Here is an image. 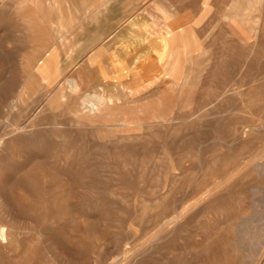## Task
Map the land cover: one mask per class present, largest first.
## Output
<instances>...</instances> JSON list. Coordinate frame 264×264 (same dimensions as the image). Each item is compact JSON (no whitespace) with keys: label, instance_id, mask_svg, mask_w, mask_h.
<instances>
[{"label":"rangeland","instance_id":"1","mask_svg":"<svg viewBox=\"0 0 264 264\" xmlns=\"http://www.w3.org/2000/svg\"><path fill=\"white\" fill-rule=\"evenodd\" d=\"M58 1L62 16L55 0H0V264H264V0L146 20L142 53L162 59L140 72L127 23L157 0L112 3L81 32ZM244 5L259 18L232 24ZM189 30L205 55L180 42ZM94 92L114 105L90 113Z\"/></svg>","mask_w":264,"mask_h":264},{"label":"crops","instance_id":"2","mask_svg":"<svg viewBox=\"0 0 264 264\" xmlns=\"http://www.w3.org/2000/svg\"><path fill=\"white\" fill-rule=\"evenodd\" d=\"M68 5L65 6L67 13L70 17H76L78 19H87L86 23L83 24H76L74 29H78L81 31H87L88 26H90L93 22L97 23L99 20L100 15L109 13V9L112 7V3H114V7L128 9L131 7L137 0H125L124 2H119V0H66ZM199 3L208 0H198ZM244 1V0H242ZM191 1H183V0H157V2L150 5L151 11H148L146 14H140L135 17L134 20L128 21L127 28L130 29V34L133 37V41L131 43V47L127 48L129 51L134 52L131 54L132 58H135L138 53L142 51H146L150 48L151 45H142L143 43V34L144 30L147 29L148 23L145 20L154 19H164V18H175V19H182V18H197L196 11L193 10L192 6L189 5ZM159 5V6H158ZM68 6V7H67ZM93 7V8H92ZM162 9H161V8ZM164 7V9H163ZM239 7V6H238ZM237 7V8H238ZM91 10L93 12H91ZM165 10V11H164ZM203 11V9H202ZM88 12V13H87ZM169 12L174 13V15H168ZM88 15V16H87ZM143 15V16H142ZM168 15V16H166ZM148 17V19H146ZM129 17L120 16L116 21L117 25L122 24L124 20H128ZM75 23V22H74ZM106 23H102V29ZM70 31V30H69ZM101 31V29H100ZM115 31H111L106 37H103V33H94L92 34L86 41V43L81 48H75L76 50L85 51L88 48L92 47L93 50H96L99 45H101L104 41L109 39V37L114 34ZM79 33V32H78ZM135 33V34H134ZM99 35V36H98ZM115 36V37H114ZM112 38L118 41V34H115ZM75 39V38H74ZM74 39H69L70 44L72 46L75 44ZM104 39V40H103ZM149 42H158V39H148ZM101 41V42H100ZM99 42V43H98ZM116 45L117 43L114 42ZM134 46V47H133ZM126 49V50H127ZM92 50V51H93Z\"/></svg>","mask_w":264,"mask_h":264},{"label":"bare ground","instance_id":"3","mask_svg":"<svg viewBox=\"0 0 264 264\" xmlns=\"http://www.w3.org/2000/svg\"><path fill=\"white\" fill-rule=\"evenodd\" d=\"M52 1H54V0H52ZM48 3V2H47ZM55 4H56V6H57V9L59 10V12H60V15L62 16V7H61V2H59L58 0H55ZM47 6V5H46ZM51 6V5H50ZM53 6H54V4H53ZM55 6V7H56ZM159 6V5H158ZM252 7H255V9L257 8V6H255V5H251ZM251 6H245L244 5V8L246 9H250L251 11L248 13V14H245L244 16H243V18L241 17V16H239V15H237L236 17H235V19H233V22H232V24H235V25H238V26H240V25H242V26H244V25H248V23L250 22V20L255 16V17H257V18H259L258 16V14H257V12H256V10L255 9H252V7ZM68 7V6H67ZM93 8V7H92ZM161 8V7H160ZM243 8V9H244ZM64 9V8H63ZM162 9V8H161ZM163 9H164V7H163ZM57 10V11H58ZM53 11V10H52ZM165 11V10H164ZM54 12V11H53ZM91 12H93L92 10H91ZM88 13V12H87ZM51 16V15H50ZM88 16V15H87ZM166 16H168V15H166ZM60 17V16H59ZM53 20V19H52ZM60 20V19H59ZM85 20V19H84ZM146 21V20H145ZM170 23V22H169ZM181 23V26H182V24H183V22H180ZM190 23H191V21H190ZM60 24H61V20H60ZM255 24H256V21H255ZM114 25V24H113ZM166 25V24H165ZM168 25H170V24H168ZM178 25H179V23H178ZM257 25H259V23L257 24ZM171 26H173V25H171ZM175 26V25H174ZM180 26V27H181ZM55 27V26H54ZM59 27V26H58ZM183 27H186V26H183ZM176 28V27H175ZM178 28V27H177ZM55 29H57V28H55ZM185 30V29H184ZM233 30V29H232ZM231 30V31H232ZM258 30V29H257ZM167 31V30H166ZM169 31H170V28H169ZM176 31H177V29H176ZM179 31V30H178ZM147 32V31H146ZM235 32V31H234ZM233 32V33H234ZM167 33V32H166ZM171 33H172V31H171ZM174 33V32H173ZM181 33V37H180V39H181V41L179 40V38H178V41H180L181 43H182V45L184 46V47H186L187 49L188 48H190V46H192V45H194V47H195V50H196V52H197V54L198 55H205L206 54V50H202L200 47H199V38H198V36L196 35V32L194 31V30H189V31H181L180 32ZM180 33H179V35H180ZM241 33V32H240ZM254 33H256V31H254V32H252V31H244V32H242V34H243V37H244V39H246V40H250L251 38H252V36H251V34H254ZM135 34V33H134ZM149 34H151V33H149ZM175 34V33H174ZM110 35V34H109ZM178 35V36H179ZM99 36V35H98ZM176 36V35H175ZM167 37V36H166ZM171 37V36H170ZM169 37V38H170ZM59 39H64V37L61 35L60 37H59ZM174 39V38H173ZM104 40V39H103ZM175 40V39H174ZM66 43L68 42H70V40H68L67 41V39H65L64 40ZM252 41V40H251ZM101 42V41H100ZM168 42V41H167ZM176 42H177V40H176ZM179 42V43H180ZM181 43L179 44V45H181ZM169 44V43H168ZM65 44H63L60 48L62 49V51H64L65 52V54H66V60H67V62L69 61L70 62V64L67 66V68H70L71 67V65H72V61H71V59H70V56H72V52H70V47H74V46H71L70 45V47H65L64 46ZM130 47V46H129ZM128 47V48H129ZM182 47V46H181ZM174 48V47H173ZM172 48V49H173ZM165 49H168V47L167 48H165ZM176 49V48H175ZM91 50H93V49H91ZM170 51V50H169ZM173 51V50H172ZM177 51V50H176ZM112 52V51H111ZM192 52V51H191ZM56 52H54L53 54H52V58H53V60H55V57H56V54H55ZM113 53V52H112ZM169 53V52H168ZM174 53V52H173ZM89 54V53H88ZM175 54V53H174ZM181 54V53H180ZM183 54V53H182ZM170 55V57H171V54H169ZM168 55V56H169ZM116 55L114 54V57H115ZM82 57V56H81ZM91 57V56H90ZM167 57V56H166ZM174 57V56H173ZM172 57V58H173ZM182 57H183V55H182ZM181 57V58H182ZM116 58V57H115ZM135 60H137L138 62L133 66V70L134 71H136V72H140L143 68H144V66L145 65H147V62H148V64H150V62L151 61H157V62H159L161 59H162V55H157V54H150V55H147V54H145V53H142V52H140V53H138V55H136V57L134 58ZM183 59H184V57H183ZM190 55L189 54H187V59H186V64H185V66H187V68L185 69V71H184V73H183V77H182V81H184L186 78H187V76L190 74V66H191V62H190ZM52 60V59H51ZM183 61V60H182ZM171 62V61H170ZM184 62V61H183ZM183 62H182V64H183ZM122 63V62H121ZM77 64V63H76ZM115 64V63H114ZM173 64V63H172ZM207 64V63H206ZM119 65V64H118ZM155 65V64H154ZM174 65V64H173ZM181 65V64H180ZM179 65V66H180ZM43 66H45V63H44V65ZM123 66H124V64H123ZM126 66V65H125ZM128 67V66H127ZM171 67V66H170ZM39 68V67H38ZM162 68V67H161ZM160 68V69H161ZM180 68V67H179ZM182 68V67H181ZM66 69V68H65ZM155 69V68H154ZM167 69V68H166ZM192 69V68H191ZM37 70V69H36ZM47 70V69H46ZM45 70V71H46ZM60 70H61V67H60V65L59 66H56V67H53L52 69H51V71H50V73H49V76H56V75H58L59 74V72H60ZM130 70V69H129ZM175 71V70H174ZM36 72V71H35ZM43 72V71H42ZM150 72V71H149ZM163 72V71H162ZM169 72V71H168ZM148 73V72H147ZM181 73V72H180ZM32 74V73H31ZM126 74V73H125ZM141 75V74H140ZM155 75V74H154ZM160 75V74H159ZM198 75V74H197ZM150 76V75H149ZM145 78V77H144ZM126 79V78H125ZM43 80V79H42ZM188 80H189V78H188ZM196 80V79H195ZM198 80V79H197ZM150 83H149V85H153V84H155V83H157L155 80H150L149 81ZM185 82H186V80H185ZM68 83L71 85V87H72V89L73 90H78L79 89V87H80V84L78 83V81L76 80V79H69L68 80ZM181 83H183V82H181ZM194 83H196V82H194ZM147 87V85H145L143 88H146ZM131 89V88H130ZM117 100H119L118 98H117ZM115 101V97L114 96H112V95H108V94H106V92H94L93 94H87L85 97H84V99L82 100V104L84 105V106H82V107H85V109L87 108L88 110H89V112L90 113H92V114H97V113H100V112H104V110L105 109H109V108H111L113 105H114V102ZM102 112V113H103ZM164 118V117H163ZM163 118H161V120H160V117L158 118V120L161 122L162 120L164 121V119ZM166 118V117H165ZM165 121H166V119H165ZM170 121V120H169ZM119 122H122V123H127L128 121L127 120H125V119H123V120H119ZM128 124H131V123H128ZM125 125H127V124H125ZM132 125V124H131ZM118 127V126H117Z\"/></svg>","mask_w":264,"mask_h":264}]
</instances>
